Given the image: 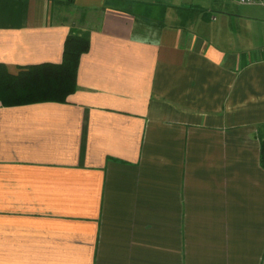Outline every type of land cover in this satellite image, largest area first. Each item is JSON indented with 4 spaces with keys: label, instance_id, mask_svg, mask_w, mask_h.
<instances>
[{
    "label": "crops",
    "instance_id": "obj_1",
    "mask_svg": "<svg viewBox=\"0 0 264 264\" xmlns=\"http://www.w3.org/2000/svg\"><path fill=\"white\" fill-rule=\"evenodd\" d=\"M66 102L0 103V264H264V8L0 0V64Z\"/></svg>",
    "mask_w": 264,
    "mask_h": 264
},
{
    "label": "trees",
    "instance_id": "obj_2",
    "mask_svg": "<svg viewBox=\"0 0 264 264\" xmlns=\"http://www.w3.org/2000/svg\"><path fill=\"white\" fill-rule=\"evenodd\" d=\"M89 49L85 38L69 35L63 45L60 63L28 65L10 74L0 64V103L15 106L38 102H66L76 89L79 60ZM260 163L264 168V138L260 143Z\"/></svg>",
    "mask_w": 264,
    "mask_h": 264
},
{
    "label": "built area",
    "instance_id": "obj_3",
    "mask_svg": "<svg viewBox=\"0 0 264 264\" xmlns=\"http://www.w3.org/2000/svg\"><path fill=\"white\" fill-rule=\"evenodd\" d=\"M235 1L243 5H260L264 8V0H235Z\"/></svg>",
    "mask_w": 264,
    "mask_h": 264
}]
</instances>
